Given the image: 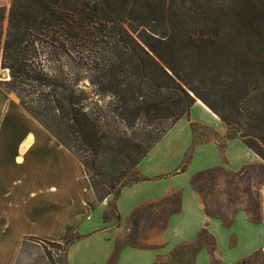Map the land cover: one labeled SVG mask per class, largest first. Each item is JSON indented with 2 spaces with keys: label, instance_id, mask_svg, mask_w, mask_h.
I'll use <instances>...</instances> for the list:
<instances>
[{
  "label": "trees",
  "instance_id": "16d2710c",
  "mask_svg": "<svg viewBox=\"0 0 264 264\" xmlns=\"http://www.w3.org/2000/svg\"><path fill=\"white\" fill-rule=\"evenodd\" d=\"M0 70L9 78L0 87L77 159L96 200L107 201L103 223L119 225L121 190L147 181L137 166L196 102L225 128L224 141H240L264 169V0H10L0 8ZM198 128L190 124L194 146ZM248 174L221 180L249 182ZM220 175L201 173L190 187L198 195L195 183L211 186ZM256 202L241 209L251 221L260 220ZM178 210L173 194L135 209L128 223L146 212L159 221L151 229L161 228ZM80 239L68 229L63 244L38 242L54 264L49 247L65 254ZM124 246L146 250L122 238L108 264Z\"/></svg>",
  "mask_w": 264,
  "mask_h": 264
},
{
  "label": "crops",
  "instance_id": "0c3cea01",
  "mask_svg": "<svg viewBox=\"0 0 264 264\" xmlns=\"http://www.w3.org/2000/svg\"><path fill=\"white\" fill-rule=\"evenodd\" d=\"M9 3L10 0H0V8H8ZM192 111L209 116L212 125L194 122ZM181 121H186L189 139L180 164L171 173H149ZM190 124L208 130L209 139L194 146ZM167 133L137 166L147 181L123 188L115 204L119 217L127 220L135 209L177 194L179 210L168 216L161 228L150 231L154 235L153 248L124 246L115 256V264H140L143 257L149 258L147 264H160L158 259L170 249L195 243L204 228L214 238L219 264L223 258L221 250L225 243L229 245L231 236L235 244L240 238L250 240L254 252L264 248L263 195L258 200L260 220L251 221L246 212L239 210L224 228L220 220L206 217L200 198L190 187L192 178L212 170L221 173L219 180L242 171L254 177L263 174L257 157L238 140L224 141V127L199 102L191 107L188 118L179 120ZM189 149L191 160L185 172L173 176ZM153 150L156 153L147 159ZM107 207V201L96 200L77 159L0 87V264H33L35 258L40 264L46 263L38 241L63 244L68 229L81 239L67 248L66 264H108L116 242L123 238L124 224L119 222L115 227L113 222L103 223L102 214ZM205 256L204 250H199L189 264H198Z\"/></svg>",
  "mask_w": 264,
  "mask_h": 264
},
{
  "label": "rangeland",
  "instance_id": "374dc122",
  "mask_svg": "<svg viewBox=\"0 0 264 264\" xmlns=\"http://www.w3.org/2000/svg\"><path fill=\"white\" fill-rule=\"evenodd\" d=\"M2 5L7 6L5 3H2ZM3 72L4 74L8 75L7 73H5V71L0 70V82L7 81L9 79H5L3 76H1ZM191 119H194V122L212 125V119L202 112L200 113L192 111ZM185 124L186 121H181L176 126L173 132L174 134L172 140L163 150L162 155L158 158L152 169L148 171L149 173H171L180 164L183 157V151L189 139V134L187 132V127ZM198 129L199 131L197 141L201 142L209 139L207 137L210 135V132L208 130L202 127H199ZM163 146L164 142L158 147L161 148ZM155 151L156 150H153V154H150L148 156L149 158L147 159L152 158V156L156 153ZM188 154H192L191 149H189L187 152H184V157L188 156ZM191 170H196V167H192ZM174 173L175 171L172 174ZM244 174H246V171H244ZM248 176L250 178L249 182H246V179H248L246 176H241L243 177V179L237 178L229 182H226L225 179L214 181L211 186L210 184L202 183L201 180H199L198 184L193 183L194 188H197L198 190V195L200 196V200L203 204L206 217L210 219L220 220L222 227L225 228V226H227L233 219L232 217L237 211L241 209H250L252 206L254 207V204H257L256 201H258L263 195L262 185L264 181V173L261 174L257 179L254 177V175H252V173L250 175L248 174ZM193 179L194 178H192V180ZM255 192L256 194L259 193L258 196H255L253 194ZM158 205V208H161L162 205L159 203ZM142 215H144L142 219H137L130 224L128 223V219L125 220V217L120 216V222L122 225L124 224L123 238L124 241L128 240V237L131 238V240L134 241V244H136L138 248L150 249L153 248V244L151 241L154 240V235L150 234V231L152 232L153 230L151 229V226L154 224H158L159 221L156 217L151 219L146 218V212H143ZM202 230L205 231V234L203 235L201 233ZM202 230L200 231V233H198L195 243H192L190 245L180 244L170 249V252L165 257L158 259V263L189 264L190 262H192L193 257L195 256V253L197 251L204 250V253L206 255L205 259L200 258L198 264H219L221 259L220 254H218V251L215 248L214 238L207 233L205 228ZM200 236L201 238L199 239ZM171 238L173 239V237ZM199 242L201 243L202 247ZM253 244L254 243H252L247 238H240L239 242L235 244V239L233 236H231L229 245L228 243H225L224 249L221 250L223 257L221 264H240L243 260L249 258L254 252L252 251V249L254 248ZM198 245H200V247H198ZM48 250L54 264H65L64 253L61 250L53 247H49ZM256 252L258 253V256L256 257V263L264 264V248H261ZM46 261L47 262H44V264H51L48 260ZM148 261V257H143L140 261V264H147ZM33 264H40L39 259L35 258Z\"/></svg>",
  "mask_w": 264,
  "mask_h": 264
},
{
  "label": "water",
  "instance_id": "95a60500",
  "mask_svg": "<svg viewBox=\"0 0 264 264\" xmlns=\"http://www.w3.org/2000/svg\"><path fill=\"white\" fill-rule=\"evenodd\" d=\"M3 77L6 79V78H8V75L4 74V76H3Z\"/></svg>",
  "mask_w": 264,
  "mask_h": 264
}]
</instances>
